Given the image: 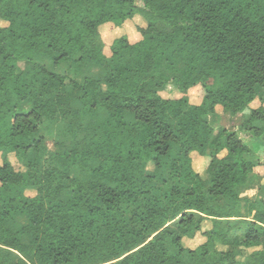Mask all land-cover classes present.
I'll list each match as a JSON object with an SVG mask.
<instances>
[{"label":"trees","instance_id":"16d2710c","mask_svg":"<svg viewBox=\"0 0 264 264\" xmlns=\"http://www.w3.org/2000/svg\"><path fill=\"white\" fill-rule=\"evenodd\" d=\"M135 16L141 39L105 54L100 27ZM0 20V264H264L243 138L264 136V0H0ZM217 108L243 117V137H214ZM209 148L199 174L191 155Z\"/></svg>","mask_w":264,"mask_h":264},{"label":"rangeland","instance_id":"374dc122","mask_svg":"<svg viewBox=\"0 0 264 264\" xmlns=\"http://www.w3.org/2000/svg\"><path fill=\"white\" fill-rule=\"evenodd\" d=\"M6 24L0 20V26H5ZM146 27V23L145 21L139 17V16H135L132 20H127L124 25H122L121 27H115L113 24L111 23H107L106 25H102L100 27V35H101V39L104 42V53L109 55V46L111 44V42L120 36H126L129 40L130 43H135L137 41H139L141 39V35L139 33V29H144ZM108 48V49H107ZM61 73H66L67 75H69V70H66L65 68H61L60 70ZM88 75L93 77V78H98L101 76V72H98L97 70H94L93 68L90 69L88 71ZM102 87L105 89V86L102 85ZM160 95L163 98H167V99H177L179 97H181L182 95L175 89V87L173 85H166L163 87V91L160 93ZM204 95V91L200 86H196L192 89H190L187 93L188 99L190 104L192 105H197L200 103L202 96ZM264 97V93L260 94V96ZM261 105V102L259 101V99H255V101H253L251 103V105L249 106L250 109H257L259 106ZM262 106H264V102L262 103ZM72 107L76 108L79 107V105L77 103H73ZM74 108V109H75ZM23 111H26V109H23ZM248 112V110H246ZM217 114L216 117H212L211 122H213V125L215 127V135L214 137H217V135L220 133L222 127H224L227 130H237L239 131L240 135L243 137L244 133L242 132L241 129V125L243 123V117L239 116L240 114H238L235 118H231L229 116H225L222 113V109L221 108H217L216 110ZM132 116V115H131ZM133 117V116H132ZM66 125L68 124V120L65 121ZM264 125V124H261ZM50 131L48 130H44L43 134L46 135L47 133H49ZM52 134L48 135L51 137L50 141L52 143H55V141L57 142H61L62 137H61V130H59L58 128L54 131L51 132ZM47 136V137H48ZM245 140H247L248 144H250L251 148L253 149V151L256 153V157L257 160L256 162L259 164V166H257L255 168V172L258 173L259 175L262 176V183L264 185V146L262 141H264V136L262 137L263 139H251L250 137H243ZM49 147H51V143H48ZM213 152V148H209V151L207 154H205V156H199L198 154H192V166L193 169L198 172L199 174H203L204 170L207 168L208 162H209V155L212 154ZM224 155V152H222L220 154V157ZM9 160L11 162V164L13 165L15 170H21V166L19 165V163L16 161L15 157L10 154L9 156ZM0 164H1V159H0ZM29 194V192H27ZM248 196H250L251 194H257V189L252 190V191H248L246 193ZM209 228V226H207V223L204 224L203 229L207 230ZM204 237L202 236V234H197L192 240H188L185 239L183 241V244L188 247V248H195L196 246H198L199 244H201L204 241Z\"/></svg>","mask_w":264,"mask_h":264},{"label":"crops","instance_id":"0c3cea01","mask_svg":"<svg viewBox=\"0 0 264 264\" xmlns=\"http://www.w3.org/2000/svg\"><path fill=\"white\" fill-rule=\"evenodd\" d=\"M198 105V104H197ZM251 105V104H250ZM10 154H12L13 156H14V153H9L8 155H6V157L9 159V155ZM15 157V156H14ZM0 159H1V157H0ZM10 161V160H9ZM20 165V164H19ZM16 171H18V170H16ZM27 192H29V194L27 193ZM24 194L27 196V197H30V198H32V197H34L35 195H36V191L35 190H33V189H26L25 190V192H24ZM247 195V194H246ZM258 195V193L257 194H251L250 196H257ZM263 199H264V196H263ZM20 223H22V224H24L26 221H25V219L24 218H22V217H18V219H17ZM238 251L240 252V254L237 256V259L239 260V261H246L247 260V257H248V254H247V252H246V250L244 249V248H238Z\"/></svg>","mask_w":264,"mask_h":264}]
</instances>
